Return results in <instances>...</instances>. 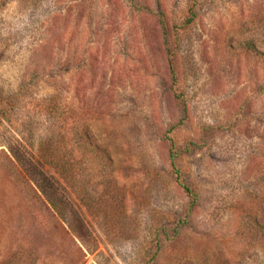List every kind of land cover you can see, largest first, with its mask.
Instances as JSON below:
<instances>
[{
  "label": "rangeland",
  "instance_id": "obj_1",
  "mask_svg": "<svg viewBox=\"0 0 264 264\" xmlns=\"http://www.w3.org/2000/svg\"><path fill=\"white\" fill-rule=\"evenodd\" d=\"M0 264H264V0H0Z\"/></svg>",
  "mask_w": 264,
  "mask_h": 264
},
{
  "label": "trees",
  "instance_id": "obj_2",
  "mask_svg": "<svg viewBox=\"0 0 264 264\" xmlns=\"http://www.w3.org/2000/svg\"><path fill=\"white\" fill-rule=\"evenodd\" d=\"M167 43H168V45L172 44V40L169 36L167 39ZM64 166H65V169L70 168L69 164H65ZM181 180L182 179L179 178V181H181ZM47 181H50V183L45 184L43 187H41V191L47 195V193H49V190L51 191V189L52 190L55 189L54 193H52L50 195V197L48 196V201L51 204V206L53 207V209L56 211V213L60 217L63 218L64 215H63L62 209L66 206V203H67L66 195H64V193H59L60 189L56 186V183H57L56 181L53 183V182H51V180L46 179V182ZM182 184H183V187H184L185 191L187 192V194L194 199V204H195L197 201V194L194 192V190L192 188H190V186L186 185L184 182H182ZM80 231H81V233L84 234V237H85V235H88V231H87L86 226L84 225L83 222L80 223ZM74 233H76V235L79 234V232L77 234V232H75V231H74ZM78 237H79V235H78Z\"/></svg>",
  "mask_w": 264,
  "mask_h": 264
}]
</instances>
